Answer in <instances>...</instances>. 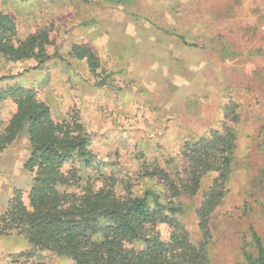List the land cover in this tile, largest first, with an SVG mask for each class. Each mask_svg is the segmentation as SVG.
I'll list each match as a JSON object with an SVG mask.
<instances>
[{
  "label": "rangeland",
  "instance_id": "rangeland-1",
  "mask_svg": "<svg viewBox=\"0 0 264 264\" xmlns=\"http://www.w3.org/2000/svg\"><path fill=\"white\" fill-rule=\"evenodd\" d=\"M0 11L13 18L19 38L46 28L51 39L43 64L0 58V76L18 74L0 89L33 87L57 119L79 109L94 158L113 162L117 172L136 170V153L165 163L185 140L219 128L225 104L237 102L232 172L211 215L209 253L210 264H248L244 250L255 254L249 227L264 247V0H0ZM73 44L95 52L96 74L69 54ZM0 108L6 119L14 104ZM28 153L23 128L0 155V212L13 188L27 202ZM211 177L184 202L180 217L193 238L194 210ZM160 231L167 236L166 227ZM29 248L23 236L0 235V264L73 263L48 252L15 257Z\"/></svg>",
  "mask_w": 264,
  "mask_h": 264
},
{
  "label": "trees",
  "instance_id": "trees-1",
  "mask_svg": "<svg viewBox=\"0 0 264 264\" xmlns=\"http://www.w3.org/2000/svg\"><path fill=\"white\" fill-rule=\"evenodd\" d=\"M50 43L46 28L19 38L13 18L0 11L3 60L43 64L50 58ZM69 54L85 59L96 74L98 57L90 47L73 44ZM16 75H2L0 81ZM5 100L14 104V111L5 119L0 108V155L23 128L29 150L22 163L30 179L27 202L24 191L13 188L0 212V235L14 232L30 245L16 258L28 260L48 252L70 257L72 264H210V221L228 192L239 122L237 102L225 104L219 128L194 141L185 140L165 163L157 156L136 153V170L117 172L113 162L94 158L92 131L79 109L70 108L57 119L38 91L17 84L0 89V103ZM82 165L89 169L86 176ZM206 176L212 177L194 210L193 238L180 216L185 200L197 194ZM161 226L167 228L166 237ZM248 233L255 254L244 250L247 263L264 264L259 235L252 227Z\"/></svg>",
  "mask_w": 264,
  "mask_h": 264
}]
</instances>
